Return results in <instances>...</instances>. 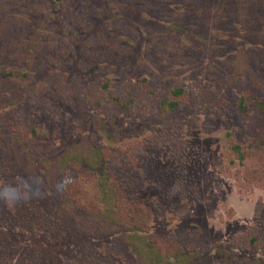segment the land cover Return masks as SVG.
I'll list each match as a JSON object with an SVG mask.
<instances>
[{
  "label": "rangeland",
  "instance_id": "obj_1",
  "mask_svg": "<svg viewBox=\"0 0 264 264\" xmlns=\"http://www.w3.org/2000/svg\"><path fill=\"white\" fill-rule=\"evenodd\" d=\"M242 91L264 99V0H0V264H264L231 243L264 245Z\"/></svg>",
  "mask_w": 264,
  "mask_h": 264
},
{
  "label": "trees",
  "instance_id": "obj_2",
  "mask_svg": "<svg viewBox=\"0 0 264 264\" xmlns=\"http://www.w3.org/2000/svg\"><path fill=\"white\" fill-rule=\"evenodd\" d=\"M106 86V84L104 85ZM181 87H176L171 90V94H174L175 96H179L182 93ZM110 100L117 105L118 107H122L127 109L130 102H132V99H126L123 100L122 98L116 96V95H109ZM178 106V101L172 99L169 100L168 98L164 97L160 100V107L169 111H173ZM237 106L239 111L241 112L242 116L246 117L250 113V109L264 111V99H259L256 95H254L250 100L247 98V94L245 91H242L239 95ZM261 126L259 123L254 124L252 134L249 138V140L244 144L241 145L236 142L230 143V148L232 152L236 155L237 158L240 160H244L245 158H256L257 160L264 162V129L261 131ZM229 137V134H228ZM4 160L2 159L0 161L1 164H3ZM255 175V171L253 172ZM258 176L264 177V170L260 169L257 172ZM62 175L64 176L59 181V186L62 190V200L65 204L70 205L71 208L76 213H83V216H93V214H98V211L91 210L88 206H84L85 203L83 200L80 199L79 196H75L70 194V190L67 187V185H71V179L68 170L62 172ZM254 176V175H253ZM62 181V183H61ZM137 209V210H135ZM90 211L87 213V211ZM85 211V212H82ZM87 214V215H85ZM123 222L128 224L130 228L133 230H143L145 228V224L147 223L148 214L144 212L143 207H137L132 209H127L125 212L121 215ZM250 231V230H249ZM247 231V232H249ZM260 233H243L238 235L235 238H232L231 243L233 247H236L246 253H249L251 255H255L257 250H261L264 245L262 240H260ZM174 245H171L172 253L171 255L176 258L177 262H180L183 264L185 260H188L186 255H184V252L181 251L179 248ZM179 264V263H178Z\"/></svg>",
  "mask_w": 264,
  "mask_h": 264
}]
</instances>
